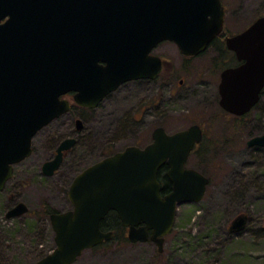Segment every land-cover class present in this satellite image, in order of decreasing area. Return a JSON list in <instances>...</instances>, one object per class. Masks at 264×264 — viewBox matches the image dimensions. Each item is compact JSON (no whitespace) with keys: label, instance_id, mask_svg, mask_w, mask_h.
Masks as SVG:
<instances>
[{"label":"water","instance_id":"1","mask_svg":"<svg viewBox=\"0 0 264 264\" xmlns=\"http://www.w3.org/2000/svg\"><path fill=\"white\" fill-rule=\"evenodd\" d=\"M19 4L32 10L16 12L15 42L0 43V192L12 178L13 166L31 155L35 135L69 111L61 96L75 92V104L95 108L119 85L141 78L137 64L157 43L170 41L183 54L197 55L221 33L224 21L221 0H17ZM227 48L245 63L222 75L220 104L241 116L257 103L264 87V16L227 39ZM199 141L195 127L172 136L159 129L145 148L126 147L84 169L67 191L72 210L50 216L55 249L35 264H74L83 251L110 241L111 233L101 232L99 225L111 211L128 229L130 243L150 240L162 253L177 207L198 203L206 193L208 179L184 168ZM74 145V139L61 142L43 174L52 176ZM256 145L264 148V135L247 142ZM164 164L171 188L162 196L157 176ZM25 213L20 203L6 218ZM247 221V215H237L228 231L243 232Z\"/></svg>","mask_w":264,"mask_h":264},{"label":"rangeland","instance_id":"2","mask_svg":"<svg viewBox=\"0 0 264 264\" xmlns=\"http://www.w3.org/2000/svg\"><path fill=\"white\" fill-rule=\"evenodd\" d=\"M224 3L229 32L241 31L264 16V0H224ZM135 96L133 87L130 91L122 90L96 113H86L81 121L83 128L77 134L79 144L64 157L52 177L42 176L41 167L52 157L63 135L75 125L71 128L66 116L34 138L33 154L15 167L14 180L0 196V264H30L49 253L53 242L45 213L71 209L67 191L74 177L105 155L149 141V127L138 133L136 125L131 124ZM126 119L132 127L128 133H122ZM181 125L171 124L168 130ZM249 133L250 128L244 127L234 151L229 147L228 152L215 157L216 162L210 167L203 164V172L210 180L206 193L198 203L177 207L174 227L165 238L162 254L156 252L151 242L132 244L118 238L105 247L86 251L75 264H264V166H249L255 161L264 165V156L253 157L246 147ZM196 163V158L188 160L190 168L195 169ZM17 201L28 207L29 215L5 219V208ZM240 214L248 215L246 229L230 233L232 219ZM42 232L46 236L41 246L35 237Z\"/></svg>","mask_w":264,"mask_h":264},{"label":"flooded vegetation","instance_id":"3","mask_svg":"<svg viewBox=\"0 0 264 264\" xmlns=\"http://www.w3.org/2000/svg\"><path fill=\"white\" fill-rule=\"evenodd\" d=\"M26 1L27 0H24V2ZM221 3L224 9L223 29L221 33L215 38H213L209 42V44L205 47V49L199 54L185 55L173 42L162 41L157 43L149 50L145 60L142 59L141 61L138 62L137 65L141 70L139 72L142 75L141 78L127 81L119 85L113 92H110L97 105V107L85 108L75 104L74 103L75 92H68L67 94L63 95L61 98L63 100L68 101L70 104L69 111L64 115L60 116L59 118H57L56 120L52 121L44 128H42L35 135V137L42 130H44L49 125H51L53 122L58 121L59 119L66 116L68 117L71 128L73 127V125H75V128L74 129L72 128L71 132H68L67 134L63 135V137L54 147L52 157L48 159L46 162L54 158V156L56 155V150L61 144V142L65 141L66 139H74L75 145L70 150L63 153V157H62V162H63L64 157L66 155H69L72 149L79 144L80 139L77 138V134L83 128L82 122L84 121L83 117L85 116V114L96 113V110L99 109L102 104L114 98L122 90L124 92L130 91V88L132 87L136 89V96H135L136 109L133 115H131L130 118V120H132L131 124L136 125L138 133L139 132L142 133L145 127H149L150 131H148L149 133H147L149 139L147 143L132 144L129 146H135L141 149L145 148L147 145L153 142V133L159 129H162L166 135L172 136L174 134L184 132L189 130L190 128L195 127L198 129L200 133V141L198 144H195L193 146L184 164L185 169H193L190 168L188 165L189 159H191L192 157L193 158L203 157L205 158V160L203 161L205 163L206 159H210V160L216 159L215 157L220 156L219 154L223 153V151L228 152L227 148L229 147L232 148L230 150L231 152L234 151V148L238 146L236 141L239 137V132L244 127L247 128L249 127L250 133L248 136V140L246 141V147L249 149L253 157L259 154L264 156L263 147L257 145L251 147L247 146V142L249 140L264 135V87L261 89L259 93V98L257 103L251 108L249 112L245 113L244 115L237 116L231 114L225 111L220 104L221 102L220 86L222 83V75L224 74V72L229 70H235L243 66L245 63L244 61H240L237 58V55L233 51L227 48V39L240 34L248 27L247 26L245 29L241 31L229 32L227 30V25H226L227 7L226 4L224 3V0H221ZM31 10L32 9L29 6H22V5L17 6V0H0V43L13 44L15 42L17 33H19V30L16 29V22H15L16 12L17 11L27 12ZM7 23H9L10 26L8 27V29H5L6 28L5 25ZM131 111H133V109ZM77 122L81 123L80 130H77ZM176 123H183V125H181L180 128L176 130H168V127L171 124H176ZM131 127L132 126L128 123V120L126 119L125 121H123V128L121 127L120 131L122 133L124 132L128 133ZM34 138L32 139V143H31V150H32L31 155L33 154ZM125 148L110 153L108 155H105L100 160H103L116 153H119L123 151ZM31 155L24 161L28 160L31 157ZM46 162H44L43 165ZM19 164L15 165V167L18 166ZM15 167L13 169L11 180L5 185L3 191L0 193V196L3 195V193H5V191L7 190L8 187L7 185L14 180V175L16 171ZM42 167H41V175L44 177H48L43 174ZM58 170L52 176H54L58 172ZM168 170H169L168 166L164 164L159 169L158 175L161 172L164 173L166 177V173L168 172ZM170 188H171V184H170ZM167 193H163L162 190L161 195L163 196ZM20 203H21L20 201L19 202L17 201L14 205L8 206L9 208L8 207L5 208V212L3 213L5 219H7L6 214L12 208H14ZM26 208L28 213L29 209L27 206ZM71 210H72V206L71 209L67 211H62V212L52 211L47 216L49 223L48 224L49 232L52 235L51 242H53V248L47 254L53 252V250L56 247L54 242L55 234L53 232L50 223V216L55 213H64ZM27 213L7 220L21 219L25 215L26 216L29 215ZM112 218L114 219V217L111 218L108 217L107 214L103 219L104 221L102 220L99 225V229L101 232L111 233L112 237L110 241L102 242L101 244H99L94 248L83 251L82 254L77 258V260L80 259V257H82V255L86 251L96 250L101 247H105L113 240L117 241L118 237H115V232L110 229L112 227V221H113ZM115 219H117L120 223V226H122L121 240L129 242L127 238L128 229L121 224L116 213H115ZM44 221L47 222V220ZM105 221L107 223L103 225ZM41 222H43V220H41ZM45 236H46L45 232L44 233L42 232L37 234V236L35 237L36 241H38L41 244V246ZM165 238H164V242H165ZM148 242L151 241L148 240L145 243ZM151 243L154 244V246L156 247V252L158 253L157 246L155 245V243L153 242ZM20 244H22V242H20ZM47 254H45L42 257L39 256L37 260L32 261L30 264H34L38 262Z\"/></svg>","mask_w":264,"mask_h":264},{"label":"trees","instance_id":"4","mask_svg":"<svg viewBox=\"0 0 264 264\" xmlns=\"http://www.w3.org/2000/svg\"><path fill=\"white\" fill-rule=\"evenodd\" d=\"M196 158V160H197V163L196 164H198V166H195L196 168L194 169V170H196L197 172H199V173H201L203 176H205V174H204V172H203V170H204V167H203V164H204V160H205V158H203V157H195ZM216 162V159H206V162H205V166H206V164H208V166L210 167L212 164H214ZM253 165V167L254 166H256V167H260V166H264V165H261V164H259L258 162H254V163H250L249 164V166L250 165ZM206 177V176H205ZM208 180H209V178L208 177H206ZM158 180H159V182L162 184V186H163V193H167L169 190H170V184H169V182L167 181V179H166V177H165V174L164 173H159V175H158ZM209 183H210V180H209ZM50 214V212H46L45 213V215L46 216H48ZM245 215H247V214H245ZM108 217H114V219L112 218V227L110 228L112 231H114L115 232V237H118L119 239L118 240H121L122 239V226H120V223H119V221L117 220V219H115V213L114 212H110V213H108ZM247 217H248V215H247ZM249 219V218H248ZM104 221V220H103ZM107 222L105 221L104 223H103V225L104 224H106ZM246 229V228H245Z\"/></svg>","mask_w":264,"mask_h":264}]
</instances>
